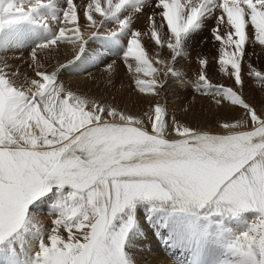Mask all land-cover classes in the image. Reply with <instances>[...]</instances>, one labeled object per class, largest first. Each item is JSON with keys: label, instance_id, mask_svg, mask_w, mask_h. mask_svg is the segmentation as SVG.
Returning a JSON list of instances; mask_svg holds the SVG:
<instances>
[{"label": "snow or ice", "instance_id": "obj_1", "mask_svg": "<svg viewBox=\"0 0 264 264\" xmlns=\"http://www.w3.org/2000/svg\"><path fill=\"white\" fill-rule=\"evenodd\" d=\"M0 0V51L11 46L26 25L50 32L38 47L58 41L87 44L81 33L80 11L74 0ZM172 34L167 47L173 59L181 56L190 36L217 10L226 13L234 29L219 63L231 66L235 83L243 85L241 60L245 55L246 25L264 45V0H158ZM145 0H93L84 10L93 27L116 23L110 38L132 29L130 9L142 11ZM99 13V21L95 19ZM250 19H246L249 18ZM224 22L225 16L218 17ZM51 21L70 23L52 31ZM154 23V22H153ZM71 32L72 35H66ZM99 35V30L92 36ZM139 31H130L125 56L137 62L135 72L156 73L142 48ZM156 43L160 35L154 31ZM36 60V53L33 52ZM79 59V56L77 57ZM206 65L207 60H202ZM131 67V65H129ZM169 74L179 77L174 68ZM264 83V74L252 73ZM41 79L17 86L0 70V259L4 264H135L131 252L140 235L137 210L149 221L171 231L170 237L186 244V264H206L202 251L213 242L221 246L217 264H264V110L249 104L232 87L213 85L199 75L197 90L241 106L251 130L241 122L224 123L227 134H210L168 122L166 108L156 104L148 123L115 108L102 106L67 90L57 72L37 71ZM153 78L137 79L140 91L157 95ZM247 126V121L244 122ZM241 128V130H234ZM174 134V136H173ZM48 197L55 217L46 230L32 205ZM254 210L259 215L242 231L225 227V218ZM67 232V238L61 230ZM75 230V231H74Z\"/></svg>", "mask_w": 264, "mask_h": 264}, {"label": "rangeland", "instance_id": "obj_2", "mask_svg": "<svg viewBox=\"0 0 264 264\" xmlns=\"http://www.w3.org/2000/svg\"><path fill=\"white\" fill-rule=\"evenodd\" d=\"M101 2L106 7V0ZM180 2L183 5L187 0ZM193 2L199 3L200 0ZM57 3L60 9L67 7L65 0H57ZM74 3L81 9L79 23L81 33L87 40L83 52H79V42L72 44L63 40L47 49H41L38 45L51 33L26 25L24 33L12 38L11 46L6 45L7 50L0 51V70L17 86L27 87L26 81L41 79L36 76L38 70L49 74L55 71L59 83L67 90L102 106L142 119L146 124L148 114L154 111L156 104H160L166 108L169 123L174 118L181 125L198 131L227 134L228 130L223 129L222 125L240 121L242 128L251 130V122L241 106L231 105L228 101L217 104L219 97L196 89L195 84L199 83V75L203 73L213 85L232 87L258 113L264 110V83L252 75L254 71L264 74V45L255 39L256 33L251 30V26L246 25L245 55L241 60L243 85L236 84L234 76L229 75L233 71L231 66H228L229 73H226L219 63L225 49L234 51L235 46L226 45L222 40H216L215 36L219 34L226 39L227 32L231 30L233 38L238 39L234 35V29L226 24V13L222 9L204 20L199 30L188 39L182 55L176 59H173L172 50L166 46L172 34L166 18L162 17L164 9L162 5H158V0H145L142 11L130 9L123 13L132 16L131 30L141 33L142 48L153 67L158 69L156 73L148 75L145 72H135L137 62L134 58L125 56L131 30L112 40L110 33L119 29L118 24L109 22L103 28H99V25L93 27L84 16L87 4L93 3V0H74ZM222 14L225 16L224 22L218 20ZM94 18L98 21L102 19L99 13H95ZM50 23L52 31L57 34L61 26L73 27L70 23L62 24L59 21ZM97 30L99 35L93 37L92 33ZM154 31L161 37L159 44L153 36ZM66 35L72 33L68 32ZM33 52L36 53V60L33 59ZM202 60H207V64H202ZM169 68L176 69L179 77L170 75ZM153 78L158 82L163 81L166 86L160 88L159 83L157 84L158 95L149 88L141 92L136 84L137 79L148 83ZM45 208H50L49 204ZM43 214L51 221L55 219L53 215ZM258 215L256 211L248 210L236 217H226L225 227L231 231H242L246 223ZM137 218L140 235L131 252L135 264H161L164 261L168 264H186L191 259L189 247L171 238L169 228L157 221H149L143 208L137 210ZM220 255L221 246L216 242L208 244L202 251L206 264H217ZM0 264H4L2 259Z\"/></svg>", "mask_w": 264, "mask_h": 264}, {"label": "bare ground", "instance_id": "obj_3", "mask_svg": "<svg viewBox=\"0 0 264 264\" xmlns=\"http://www.w3.org/2000/svg\"><path fill=\"white\" fill-rule=\"evenodd\" d=\"M43 199L46 201V203L40 205V207L37 208V205L40 204V201H38L35 205H33L34 207L31 210L37 212L36 214H37L38 219L41 221V223L46 228V230L50 231V229L52 228V222L53 221L48 219L46 217V215L43 214V212H44L47 215H51L50 214V208H45L47 204H50V202H47L48 197H44ZM235 230H236V228H235ZM61 232H62V234H64L67 237V232L65 230L62 229ZM161 264H168V262L164 261Z\"/></svg>", "mask_w": 264, "mask_h": 264}]
</instances>
